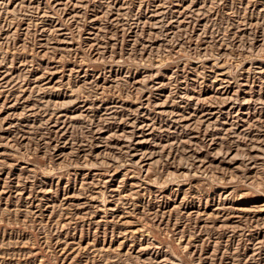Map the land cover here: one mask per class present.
I'll return each instance as SVG.
<instances>
[{
	"label": "rangeland",
	"instance_id": "1",
	"mask_svg": "<svg viewBox=\"0 0 264 264\" xmlns=\"http://www.w3.org/2000/svg\"><path fill=\"white\" fill-rule=\"evenodd\" d=\"M0 264H264V0H0Z\"/></svg>",
	"mask_w": 264,
	"mask_h": 264
}]
</instances>
